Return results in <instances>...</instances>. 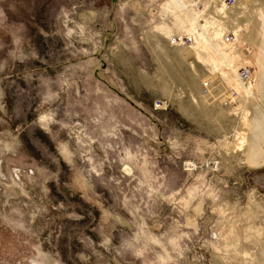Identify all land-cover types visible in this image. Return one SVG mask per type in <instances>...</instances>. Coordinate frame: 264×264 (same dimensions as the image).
Returning a JSON list of instances; mask_svg holds the SVG:
<instances>
[{
    "label": "rangeland",
    "instance_id": "374dc122",
    "mask_svg": "<svg viewBox=\"0 0 264 264\" xmlns=\"http://www.w3.org/2000/svg\"><path fill=\"white\" fill-rule=\"evenodd\" d=\"M254 1L245 58L199 0H0V264H264Z\"/></svg>",
    "mask_w": 264,
    "mask_h": 264
},
{
    "label": "built area",
    "instance_id": "2783aa9c",
    "mask_svg": "<svg viewBox=\"0 0 264 264\" xmlns=\"http://www.w3.org/2000/svg\"><path fill=\"white\" fill-rule=\"evenodd\" d=\"M202 7L197 9L199 16L198 22L200 23L199 28L194 29L191 35H187L185 38L186 47L196 46L198 40H205L206 38L212 41L213 35L211 32L220 30L221 41L223 43L227 42L226 40H235L237 42L239 39L242 40V43L239 45V50L245 58H251L252 53L255 49L252 45V41L249 38L244 39L245 35H248L251 28L252 22L248 19L246 21V14L244 13L245 7L249 6L252 8V5L259 6L257 3L252 4L250 0H199ZM257 8H255L256 10ZM249 12V9H248ZM209 19H212L214 26H211L212 29L209 32L206 31L205 22ZM204 32V36H200V33ZM206 36V38H205ZM240 77L244 81V84L247 86H256L257 82V68L254 62L247 63L240 70ZM211 86V85H209ZM208 87V86H206ZM216 87V85H214ZM256 89V87H254ZM210 89V88H209ZM208 90V89H206ZM230 91L235 92L233 89ZM229 98H231L229 96Z\"/></svg>",
    "mask_w": 264,
    "mask_h": 264
},
{
    "label": "crops",
    "instance_id": "0c3cea01",
    "mask_svg": "<svg viewBox=\"0 0 264 264\" xmlns=\"http://www.w3.org/2000/svg\"><path fill=\"white\" fill-rule=\"evenodd\" d=\"M258 78L256 101L249 120L248 160L256 167H264V17L259 23Z\"/></svg>",
    "mask_w": 264,
    "mask_h": 264
},
{
    "label": "bare ground",
    "instance_id": "6f19581e",
    "mask_svg": "<svg viewBox=\"0 0 264 264\" xmlns=\"http://www.w3.org/2000/svg\"><path fill=\"white\" fill-rule=\"evenodd\" d=\"M216 50V49H215ZM222 53V52H221ZM220 53V54H221ZM254 53H256V52H254ZM225 55V54H224ZM256 55V54H255ZM254 55V56H255ZM199 56V55H198ZM222 57V56H221ZM215 58V57H214ZM216 59V58H215ZM212 62H213V60H212ZM218 62V61H217ZM254 62V61H253ZM254 64H255V66H256V60H255V62H254ZM216 66H218V64H215V63H213V69H212V73H213V77L215 76V75H222L223 74V71L221 70V68H219V67H216ZM219 68V69H216V68ZM211 67L209 66V68H208V70L210 69ZM257 68V67H256ZM233 69V68H232ZM236 71H235V69L233 70V73H235ZM225 73V72H224ZM232 73V74H233ZM226 74H227V72H226ZM231 74V73H230ZM238 81H242V79H238ZM243 83H244V81H243ZM239 84H242V82H240V83H238L237 84V86L239 85ZM228 87H231L230 85H228ZM252 95V94H251ZM232 111V110H231ZM247 111V110H246ZM233 112V111H232ZM238 112V111H237Z\"/></svg>",
    "mask_w": 264,
    "mask_h": 264
}]
</instances>
